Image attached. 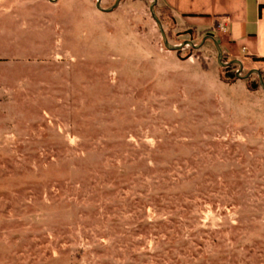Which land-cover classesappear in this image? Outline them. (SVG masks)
Segmentation results:
<instances>
[{"label":"rangeland","instance_id":"1","mask_svg":"<svg viewBox=\"0 0 264 264\" xmlns=\"http://www.w3.org/2000/svg\"><path fill=\"white\" fill-rule=\"evenodd\" d=\"M153 1H0V264H264V89Z\"/></svg>","mask_w":264,"mask_h":264},{"label":"crops","instance_id":"2","mask_svg":"<svg viewBox=\"0 0 264 264\" xmlns=\"http://www.w3.org/2000/svg\"><path fill=\"white\" fill-rule=\"evenodd\" d=\"M158 3L176 26H189L198 35H212L232 61L245 58L253 64L251 71L264 73V0H158Z\"/></svg>","mask_w":264,"mask_h":264},{"label":"water","instance_id":"3","mask_svg":"<svg viewBox=\"0 0 264 264\" xmlns=\"http://www.w3.org/2000/svg\"><path fill=\"white\" fill-rule=\"evenodd\" d=\"M49 1H50V2H53V0H49ZM101 1H102V0H98V2H97V8H98L99 10H101V11L112 12V11H114L117 7H119V5L121 4V2H122L123 0H117L116 3L114 4V6H113L112 8H110V9H107V10L102 9V7H101ZM157 3H158V0H154V1H153V3L151 4L150 11H151V13H152V16H153L154 20L156 21V23L158 24V26H159V28H160L161 35H162V38H163L164 44H165V46L167 47L168 50H170V51H175V52H181V51H182L185 47H187V46H192L193 48L198 49V48L202 47V45L205 43V41H206L207 39H208V40H212V41L214 42V45H215V47H216V49H217V52H218V61H219L220 65H222L224 68H228V67H230V66H232V65H239V66H240V70H239V72H238L237 77H238V78H242V79H247V78L250 77L252 74H257V75L259 76V82H260V85H261V87L264 89V79H263V75H262V73H260V72L257 71V70H253V71H250V73H248V75H246V76H244V77H241L240 74H241V71L243 70V66H242V63H241L239 60H234V61H231L230 63H224V62L222 61V59H223V51H222V49H221V47H220L218 41H217L212 35H207V36L205 37V40H204V41L201 43V45H199V46H195V45L193 44L192 41H186V42H184L183 44H181L180 46H174V45H172V44L169 42L168 38H167V35H166V33H165L164 29H163V25H162L160 19H159L158 16L156 15L155 8H156Z\"/></svg>","mask_w":264,"mask_h":264},{"label":"trees","instance_id":"4","mask_svg":"<svg viewBox=\"0 0 264 264\" xmlns=\"http://www.w3.org/2000/svg\"><path fill=\"white\" fill-rule=\"evenodd\" d=\"M157 7V6H156ZM161 8V7H160ZM158 10H159V7L157 8ZM161 22H165V21H167V22H169L172 26H174V24H175V22H174V20H173V18L170 16V14L168 13V12H166V10L165 9H163V8H161ZM164 14H168V17H167V19L166 18H164ZM178 53H180V52H178ZM237 66V65H236ZM238 67V66H237ZM227 70H230L231 69V67H229V68H226ZM262 75H263V79H264V73H262ZM229 77L230 78H233V79H236L237 77H236V74H234V73H232L231 75H229ZM258 78H259V76H258ZM248 85H249V88H250V90H252V91H255V90H257L258 89V87H259V85H260V82H258V83H248Z\"/></svg>","mask_w":264,"mask_h":264},{"label":"flooded vegetation","instance_id":"5","mask_svg":"<svg viewBox=\"0 0 264 264\" xmlns=\"http://www.w3.org/2000/svg\"><path fill=\"white\" fill-rule=\"evenodd\" d=\"M231 67V66H230ZM229 68V67H228Z\"/></svg>","mask_w":264,"mask_h":264}]
</instances>
